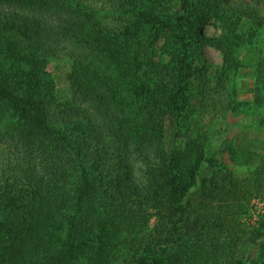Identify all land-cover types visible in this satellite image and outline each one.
<instances>
[{"label":"trees","instance_id":"1","mask_svg":"<svg viewBox=\"0 0 264 264\" xmlns=\"http://www.w3.org/2000/svg\"><path fill=\"white\" fill-rule=\"evenodd\" d=\"M80 3L0 0V264H117L120 254L121 264H196L203 243L210 264L225 254L232 261L237 239L226 241L235 231L223 219L235 180L218 177L215 194L225 199L203 209L195 189L206 181L204 142L190 136L169 152L164 126L152 123V111L184 116L188 47L177 64L159 67L166 85L152 87V72L128 68ZM215 44L224 54L222 81L237 61L231 46ZM60 56L71 64L66 88L48 69ZM136 77L149 85L137 87ZM149 202L167 207L155 214L164 229L130 231ZM194 208L202 218L190 227L207 235L190 241Z\"/></svg>","mask_w":264,"mask_h":264},{"label":"rangeland","instance_id":"2","mask_svg":"<svg viewBox=\"0 0 264 264\" xmlns=\"http://www.w3.org/2000/svg\"><path fill=\"white\" fill-rule=\"evenodd\" d=\"M75 1L102 23L106 34L100 37L108 40L112 50L124 54L128 68L152 72L148 77L152 87L166 85L169 78L159 72V67L177 64L184 47H188L193 64L184 116L177 119L174 112L152 111L157 118L152 123L164 126L169 152L184 149L190 136L204 142L209 163L203 165L200 176L206 181L195 189V199L203 209H214L225 199L215 194L221 185L215 183L218 177L228 175L235 180L230 190L236 195L229 200L233 205L222 218L224 227H234L235 234L230 235L235 236L226 241L237 239L235 259L230 261L225 254L218 264H264V0ZM217 41L231 46L237 61L235 70L224 75L222 81L224 54L216 46ZM48 69L57 87L66 88L71 72L68 58L60 56L50 61ZM141 80L136 77L137 87L149 85ZM159 205L145 203L142 207L146 215L130 221V231L161 232L166 220L155 214L167 207ZM198 210L194 208L187 214L185 233H189L190 241L193 235H207L200 227H190L193 218H202ZM202 248L200 258L194 261L210 264L211 248L205 243ZM122 257L120 254L117 264H121ZM80 264H87L86 260Z\"/></svg>","mask_w":264,"mask_h":264}]
</instances>
